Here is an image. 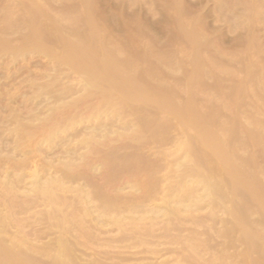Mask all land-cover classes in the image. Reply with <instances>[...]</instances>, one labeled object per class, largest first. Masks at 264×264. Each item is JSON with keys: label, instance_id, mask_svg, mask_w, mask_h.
Listing matches in <instances>:
<instances>
[{"label": "rangeland", "instance_id": "obj_1", "mask_svg": "<svg viewBox=\"0 0 264 264\" xmlns=\"http://www.w3.org/2000/svg\"><path fill=\"white\" fill-rule=\"evenodd\" d=\"M1 263L264 264V0H0Z\"/></svg>", "mask_w": 264, "mask_h": 264}, {"label": "bare ground", "instance_id": "obj_2", "mask_svg": "<svg viewBox=\"0 0 264 264\" xmlns=\"http://www.w3.org/2000/svg\"><path fill=\"white\" fill-rule=\"evenodd\" d=\"M100 117V116H99ZM86 143V142H85ZM190 149V148H189ZM8 184V183H7ZM36 187V186H35ZM208 187V186H207ZM37 190V189H36ZM42 192V191H41ZM221 192V191H220ZM45 194V193H44ZM86 194V193H85ZM48 195V194H47ZM221 202V201H220ZM225 203V202H224ZM109 204V203H108ZM103 206H105V205H103ZM184 207V206H183ZM181 208V207H180ZM185 208V207H184ZM184 208H182L183 210H184ZM170 213V212H169ZM173 214V213H172ZM62 245H65V243L63 242V244ZM59 246V245H58ZM64 248V247H63ZM66 248V247H65ZM16 249H18V248H16ZM67 250V249H66ZM5 252V251H4ZM22 255H20V257H21ZM18 257V256H17ZM58 258V257H57ZM61 259V258H60ZM30 260V259H29ZM31 263V262H30ZM2 264V263H1Z\"/></svg>", "mask_w": 264, "mask_h": 264}]
</instances>
